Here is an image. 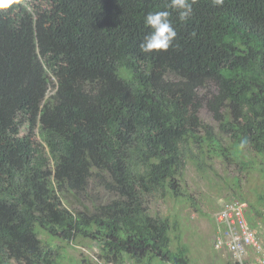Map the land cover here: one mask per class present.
<instances>
[{
	"label": "trees",
	"instance_id": "trees-1",
	"mask_svg": "<svg viewBox=\"0 0 264 264\" xmlns=\"http://www.w3.org/2000/svg\"><path fill=\"white\" fill-rule=\"evenodd\" d=\"M168 5L0 7V264H59L77 238L101 264H191L178 224L148 200L183 199L186 162L224 152L223 137L264 165V0H196L185 21ZM165 10L173 46L142 52L144 17ZM92 183L108 202L65 205Z\"/></svg>",
	"mask_w": 264,
	"mask_h": 264
},
{
	"label": "rangeland",
	"instance_id": "rangeland-1",
	"mask_svg": "<svg viewBox=\"0 0 264 264\" xmlns=\"http://www.w3.org/2000/svg\"><path fill=\"white\" fill-rule=\"evenodd\" d=\"M199 117L214 134L220 135L218 123L212 113L203 108ZM222 142L224 152H220L218 156L198 154L199 165L194 161L186 162L178 182L185 196L183 199L151 197L147 203V210L152 216L168 218L178 224L180 242L187 248L191 264L226 263L228 254L215 248L223 232L215 221V214L226 201L240 200L247 225L256 233L255 242L259 247L264 245V165L260 164L253 152L244 150L243 154L235 156L230 141L223 137ZM248 161H253V165ZM66 200V206L83 204L92 210L91 202L106 203L110 196L103 188L92 183L85 195H67ZM41 238L45 239V236L41 235ZM172 240L174 242L173 237ZM60 246L59 264H85L83 261L88 264L102 263L97 258L96 246L87 240L77 238L71 244ZM251 246H247L245 250L248 251ZM174 247L173 243L172 249ZM249 257L253 259L252 256ZM153 264L162 263L155 261Z\"/></svg>",
	"mask_w": 264,
	"mask_h": 264
},
{
	"label": "built area",
	"instance_id": "built-area-1",
	"mask_svg": "<svg viewBox=\"0 0 264 264\" xmlns=\"http://www.w3.org/2000/svg\"><path fill=\"white\" fill-rule=\"evenodd\" d=\"M243 205L237 201H226L215 214V221L222 229V235L218 238L215 248L225 250L231 255L232 264H264L262 247L255 242L256 233L249 228L242 213ZM264 244V243H263ZM253 251L250 259L247 246Z\"/></svg>",
	"mask_w": 264,
	"mask_h": 264
},
{
	"label": "clouds",
	"instance_id": "clouds-1",
	"mask_svg": "<svg viewBox=\"0 0 264 264\" xmlns=\"http://www.w3.org/2000/svg\"><path fill=\"white\" fill-rule=\"evenodd\" d=\"M220 5L223 0H213ZM8 0H0V7L6 5ZM196 0H169V8L176 10L181 21L187 20L193 13V5ZM169 11H156L146 14L144 25L148 29L139 47L144 53L167 51L173 46L177 36L176 29L169 19Z\"/></svg>",
	"mask_w": 264,
	"mask_h": 264
},
{
	"label": "crops",
	"instance_id": "crops-1",
	"mask_svg": "<svg viewBox=\"0 0 264 264\" xmlns=\"http://www.w3.org/2000/svg\"><path fill=\"white\" fill-rule=\"evenodd\" d=\"M218 251H224L225 253L228 254V259H227L226 263H224V264L233 263L231 255L228 252H226L225 250H218ZM262 252H264V245L262 246ZM252 255H253V251L251 250L250 253H249V256H252Z\"/></svg>",
	"mask_w": 264,
	"mask_h": 264
}]
</instances>
